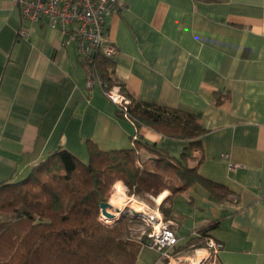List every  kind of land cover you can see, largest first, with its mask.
<instances>
[{"label":"crops","instance_id":"0c3cea01","mask_svg":"<svg viewBox=\"0 0 264 264\" xmlns=\"http://www.w3.org/2000/svg\"><path fill=\"white\" fill-rule=\"evenodd\" d=\"M121 2L124 8L107 19L120 50L115 77L138 101L200 112L207 132L199 173L234 192L220 202L202 186L190 187L172 197L171 220L160 211L170 190L159 203L153 198V209L142 200L161 219L140 212L146 222L138 237L148 222L163 220L184 245L215 222L206 235L222 247L199 248L207 251L203 264H264V0ZM87 79L74 45L63 47L46 21L23 19L15 0H0V183L24 178L60 148L86 160L88 140L110 150L132 147L139 137L180 153L187 142L120 117L100 85L89 88ZM112 91L121 95L119 87ZM127 207L123 212L135 213ZM192 258L167 263L144 244L136 264Z\"/></svg>","mask_w":264,"mask_h":264},{"label":"trees","instance_id":"16d2710c","mask_svg":"<svg viewBox=\"0 0 264 264\" xmlns=\"http://www.w3.org/2000/svg\"><path fill=\"white\" fill-rule=\"evenodd\" d=\"M79 63L88 77L104 81L106 95L119 87L128 100L116 105L120 117L187 143L176 155L164 144L139 137L132 147L110 150L88 140L86 160L60 148L35 164L24 178L0 183V264H136L146 237L134 235L132 227L144 223L142 215L125 211L114 223L102 219L101 203L108 201L118 181L127 187L129 196L142 197L151 205L153 198L170 190L172 195L160 205L165 220L173 216L172 197L190 187L200 185L220 202L234 194L199 173L204 159L202 137L207 132L200 112L131 97L115 77L114 59L96 54L79 56ZM216 97L220 103L226 99ZM215 226L213 222L201 228L184 245H176L170 256L206 248L210 239L206 234ZM163 260L168 263L170 259Z\"/></svg>","mask_w":264,"mask_h":264},{"label":"built area","instance_id":"2783aa9c","mask_svg":"<svg viewBox=\"0 0 264 264\" xmlns=\"http://www.w3.org/2000/svg\"><path fill=\"white\" fill-rule=\"evenodd\" d=\"M20 7L23 19L32 23L46 21L49 27L61 38L63 47L74 45L77 53L82 57H91L101 54L106 58L114 59L119 55L118 46L110 39L107 30V19L114 12L123 9L121 0H15ZM25 37L26 31L20 30ZM98 83L101 88L104 81L88 77L87 84L93 88ZM107 96L116 105L128 103L123 95H115L109 91ZM228 158V155H224ZM237 165L229 164L231 170ZM150 226V225H149ZM145 245L158 250L161 256L171 259L170 251L179 243L174 230L161 220V227H152L145 231ZM207 247L218 252L222 245L212 238L208 239Z\"/></svg>","mask_w":264,"mask_h":264},{"label":"bare ground","instance_id":"6f19581e","mask_svg":"<svg viewBox=\"0 0 264 264\" xmlns=\"http://www.w3.org/2000/svg\"><path fill=\"white\" fill-rule=\"evenodd\" d=\"M119 183V182H118ZM121 185V184H120ZM114 192V191H113ZM167 194V191H163L159 197L157 198V201L158 202H161L162 199L166 196ZM131 203V208L135 211V212H139L141 210H136L135 208H142L144 207V203L141 202L140 200H137L136 198H133L132 196H126L125 192H124V188L121 186H119L116 190V192L113 193L112 197H111V203L112 205L116 206L117 209H119V211H123L124 208L127 206L124 207V205L126 204V202ZM133 206V207H132ZM113 212V211H112ZM116 212V211H115ZM120 212L116 213V217L118 218V216L120 215ZM157 217H160V215H156ZM102 219L105 221V222H113V220H109L108 218L102 216ZM161 227V222H159L158 224L155 225V228L156 229H159ZM198 252V256L195 260H193L192 264H200L202 258L204 256H206V253L207 251L206 250H197Z\"/></svg>","mask_w":264,"mask_h":264},{"label":"rangeland","instance_id":"374dc122","mask_svg":"<svg viewBox=\"0 0 264 264\" xmlns=\"http://www.w3.org/2000/svg\"><path fill=\"white\" fill-rule=\"evenodd\" d=\"M119 186L121 187V185H120L119 183H117V182L112 186V188H111V192H110V197H109V199H108V201H109L110 203H111V197H112L113 193L116 192V190H117V188H118ZM113 191H114V192H113ZM126 194H127L126 196H127V198H128V196H129L128 192H126ZM130 197H131V196H130ZM133 198H136L137 200H140L141 202H143L142 200H144L142 197H141L142 199H141V198H137V196H136V197H133ZM108 201H107V202H108ZM157 202H158V201H157ZM143 203H144V202H143ZM158 203H159V202H158ZM111 204H112V203H111ZM144 204H145V203H144ZM126 205H127L128 207H127ZM150 205H151V204H150ZM125 206H126L127 208H129L130 210H132L133 212H135V211L131 208V203H129V201L126 202V204L124 205V207H125ZM154 206H155V202H154V205H151L150 208L153 209ZM126 207H125V208H126ZM132 207H133V206H132ZM125 208H124V209H125ZM21 209H22V210H25L24 207H22ZM135 209H136V210H141V211H139V212H135V213H140V212L145 213V214L148 213L149 215H151V216H153V217H156V215H160V213H158V212H156V213L151 212L150 209L147 208L146 204H145L144 207H142L141 209H140V208H135ZM111 211H113V212L117 211V207L114 206V207L111 209ZM140 215H141V214H140ZM142 217H143V219L145 220L144 216H142ZM153 217H152V218H153ZM159 218L161 219V215H160ZM147 219H148V218H147ZM153 219H154V218H153ZM144 222H146V221H144ZM145 224H146V223H145ZM147 224H148V226L150 225L149 227H151V228H152V227H155V223H154V222H151V223L148 222ZM132 229H133V233H134V235H137V236H138V235H139V229H141V224H135V225H133ZM145 231H147V230H145ZM145 231H144V232H145ZM144 232H143V234L140 235V237L144 235ZM189 254L193 257V258L190 260V264H192L193 260H195V259L197 258V256H198V252H197V251H193V252H190ZM203 259H204V258H203ZM203 259H202V260H203ZM202 260H201V261H202ZM200 264H203V263L200 262Z\"/></svg>","mask_w":264,"mask_h":264},{"label":"water","instance_id":"95a60500","mask_svg":"<svg viewBox=\"0 0 264 264\" xmlns=\"http://www.w3.org/2000/svg\"><path fill=\"white\" fill-rule=\"evenodd\" d=\"M114 207L109 201L101 203V214L102 216L108 218L109 220H113L114 223L118 218L116 217V213L120 212L119 209H117L116 212H112L111 209ZM128 211V210H125ZM123 213V211L120 212V215Z\"/></svg>","mask_w":264,"mask_h":264}]
</instances>
